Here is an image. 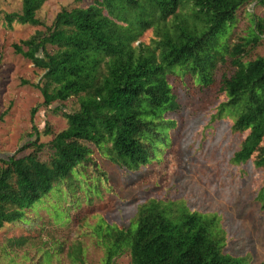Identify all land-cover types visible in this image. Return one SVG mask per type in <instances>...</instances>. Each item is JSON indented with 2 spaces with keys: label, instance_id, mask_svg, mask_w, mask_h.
I'll return each instance as SVG.
<instances>
[{
  "label": "trees",
  "instance_id": "1",
  "mask_svg": "<svg viewBox=\"0 0 264 264\" xmlns=\"http://www.w3.org/2000/svg\"><path fill=\"white\" fill-rule=\"evenodd\" d=\"M249 1L94 0L62 8L49 25L37 17L45 0H21V11L5 13L7 25L45 26L14 43V50L41 70L33 86L42 105L63 114L67 126L47 142H40L41 131L33 127L16 153L0 156V229L28 221L29 210L63 184L71 190L86 169L103 175L93 154L105 142L116 165L130 171L145 165L167 137L172 122L165 113L178 108L168 74L179 70L208 86L226 56L233 71L221 79L225 100L217 116L229 110L230 130L246 131L230 160H251L264 175V55L243 59L264 34V17H255L239 42L229 39L237 10ZM150 28V42L139 41ZM71 97L78 107L68 111L64 102ZM42 133H50L48 125ZM84 183L88 195L103 184ZM259 197L264 209V184ZM216 225L215 214L148 199L137 206L129 226L102 220L93 233L104 251L101 264H114L125 252L131 264H250L223 253ZM26 243V236L7 239L11 251ZM73 248L71 262L83 263L82 248Z\"/></svg>",
  "mask_w": 264,
  "mask_h": 264
},
{
  "label": "rangeland",
  "instance_id": "2",
  "mask_svg": "<svg viewBox=\"0 0 264 264\" xmlns=\"http://www.w3.org/2000/svg\"><path fill=\"white\" fill-rule=\"evenodd\" d=\"M93 1L45 0L37 17L49 25L62 8ZM21 9V0H0V156L16 153L33 127L41 131L40 142H47L67 126L63 114L42 105L43 97L33 86L41 70L14 50V43L45 28L16 22L7 25L4 14ZM255 17H264V0H250L239 7L230 28V44L247 36ZM152 37L151 28L146 29L139 41L149 43ZM255 55H264V34L253 48L248 47L243 59ZM214 70V80L208 86L199 85L190 74L179 70L168 74L178 108L165 113L172 124L157 153L130 171L111 160L114 153L111 144L105 142L103 151L93 154L103 175L86 169L84 175L76 176L71 190L63 184L29 210L28 221L0 229V264H73L71 253L77 245L82 248L83 263L76 264H101L104 251L95 245L94 226L105 220L127 227L136 216L137 206L148 199L171 202L176 210L184 207L215 214L223 253L242 257L250 264H264V209L262 199L257 198L264 175L251 160L243 164L230 160L246 131L230 130L234 118L229 110L217 116L218 104L225 100L221 79L233 71L228 57ZM64 105L68 111L78 107L74 97ZM47 125L50 133L46 135L42 131ZM40 157L46 159V153ZM97 180L103 183L99 192L88 195L84 181L94 184ZM15 236H26L27 243L11 251L7 239ZM48 252L51 256L46 258ZM130 259V253L125 252L114 264H131Z\"/></svg>",
  "mask_w": 264,
  "mask_h": 264
}]
</instances>
